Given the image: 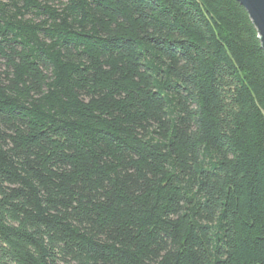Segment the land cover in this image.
<instances>
[{"label": "trees", "instance_id": "16d2710c", "mask_svg": "<svg viewBox=\"0 0 264 264\" xmlns=\"http://www.w3.org/2000/svg\"><path fill=\"white\" fill-rule=\"evenodd\" d=\"M0 264H264L238 0H0Z\"/></svg>", "mask_w": 264, "mask_h": 264}, {"label": "water", "instance_id": "95a60500", "mask_svg": "<svg viewBox=\"0 0 264 264\" xmlns=\"http://www.w3.org/2000/svg\"><path fill=\"white\" fill-rule=\"evenodd\" d=\"M252 18L264 49V0H238Z\"/></svg>", "mask_w": 264, "mask_h": 264}]
</instances>
